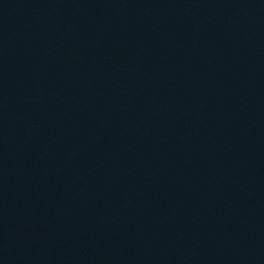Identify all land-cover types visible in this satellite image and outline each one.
<instances>
[{"label": "water", "instance_id": "obj_1", "mask_svg": "<svg viewBox=\"0 0 264 264\" xmlns=\"http://www.w3.org/2000/svg\"><path fill=\"white\" fill-rule=\"evenodd\" d=\"M0 264H264V0H0Z\"/></svg>", "mask_w": 264, "mask_h": 264}]
</instances>
